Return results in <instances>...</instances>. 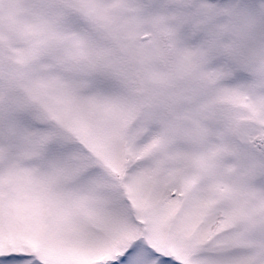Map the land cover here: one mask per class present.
<instances>
[{"label": "snow or ice", "instance_id": "snow-or-ice-1", "mask_svg": "<svg viewBox=\"0 0 264 264\" xmlns=\"http://www.w3.org/2000/svg\"><path fill=\"white\" fill-rule=\"evenodd\" d=\"M0 264H264V0H0Z\"/></svg>", "mask_w": 264, "mask_h": 264}]
</instances>
